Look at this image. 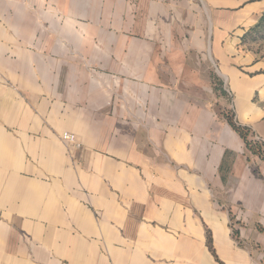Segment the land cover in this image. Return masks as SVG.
Here are the masks:
<instances>
[{
    "label": "crops",
    "instance_id": "0c3cea01",
    "mask_svg": "<svg viewBox=\"0 0 264 264\" xmlns=\"http://www.w3.org/2000/svg\"><path fill=\"white\" fill-rule=\"evenodd\" d=\"M263 13L0 0V264H264Z\"/></svg>",
    "mask_w": 264,
    "mask_h": 264
},
{
    "label": "rangeland",
    "instance_id": "374dc122",
    "mask_svg": "<svg viewBox=\"0 0 264 264\" xmlns=\"http://www.w3.org/2000/svg\"><path fill=\"white\" fill-rule=\"evenodd\" d=\"M249 37L251 40L250 46L252 47V49L258 52V55L264 54V25L261 29L257 30V32L252 33ZM224 115L227 119H231L230 110L226 109ZM248 137L249 135H247V138ZM248 139L251 140L252 143H256L255 149L258 148L257 153L253 154H255V156L259 157L260 159L264 160V142L257 141L256 139H253L251 137ZM248 152L250 151L248 150Z\"/></svg>",
    "mask_w": 264,
    "mask_h": 264
},
{
    "label": "trees",
    "instance_id": "16d2710c",
    "mask_svg": "<svg viewBox=\"0 0 264 264\" xmlns=\"http://www.w3.org/2000/svg\"><path fill=\"white\" fill-rule=\"evenodd\" d=\"M264 25V13L261 15V17L259 18V20L257 21V23L250 28L249 30V36L254 33V32H257V30L261 29ZM228 123L233 127V129H235L237 132H239V134L241 135L244 143H245V146L246 148L253 154V153H257V149H255V145L256 143H252L251 140H249L247 138V135H248V132H247V128L244 127V126H241V125H238L236 124L232 119L228 118L227 119ZM258 141V140H257ZM260 142H263V141H260ZM207 244H208V247L209 249L211 250V252L213 253V249H212V246H211V242H210V238L207 239Z\"/></svg>",
    "mask_w": 264,
    "mask_h": 264
},
{
    "label": "built area",
    "instance_id": "2783aa9c",
    "mask_svg": "<svg viewBox=\"0 0 264 264\" xmlns=\"http://www.w3.org/2000/svg\"><path fill=\"white\" fill-rule=\"evenodd\" d=\"M60 138H61V140L65 141V142H67L69 144H75V145L78 146V144H77V142L75 140V136L72 133L64 132V133H62L60 135ZM255 139L258 140V141H263L264 142V138L261 139V138L256 136Z\"/></svg>",
    "mask_w": 264,
    "mask_h": 264
}]
</instances>
